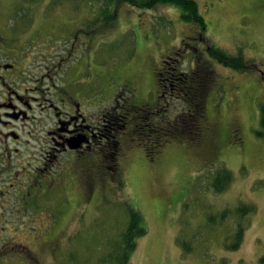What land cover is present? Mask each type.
<instances>
[{
    "label": "rangeland",
    "instance_id": "obj_1",
    "mask_svg": "<svg viewBox=\"0 0 264 264\" xmlns=\"http://www.w3.org/2000/svg\"><path fill=\"white\" fill-rule=\"evenodd\" d=\"M51 1L0 0V53L10 52V61L20 57L24 71L38 75L73 48L60 75L83 89L92 120L111 110L118 96L119 104L156 105V71L186 37H202L191 44L204 58L212 45L242 55L258 69L240 72L211 62L216 82L205 102V136L199 144L171 140L150 159L135 142L128 145L121 138L118 174L107 173L93 192L80 188L74 172L68 202L55 194L58 204L42 212L35 234L42 242L40 264L97 258L107 250L105 242L127 225L131 210L139 212L147 233L137 240L127 264H259L264 255V138L256 131L264 105V72H258L264 71V0H194L204 32L168 4L144 9L123 0H59L52 6ZM194 51H183L181 70L194 67ZM165 104L170 117L183 109L176 99L167 98ZM219 168L228 169L233 180L215 193L210 180ZM241 203L256 212L242 220L241 247L228 251L223 242L238 220L234 214L221 220L220 214ZM11 234L0 226V240L27 241L24 233L19 240V234ZM0 264L17 263L6 259Z\"/></svg>",
    "mask_w": 264,
    "mask_h": 264
},
{
    "label": "flooded vegetation",
    "instance_id": "obj_2",
    "mask_svg": "<svg viewBox=\"0 0 264 264\" xmlns=\"http://www.w3.org/2000/svg\"><path fill=\"white\" fill-rule=\"evenodd\" d=\"M71 49L38 75L25 72L20 57L10 61V52L0 53V226L11 237L27 235V241L0 240V262L40 264L42 242L35 234L42 212L58 204L55 194L68 202L74 172L87 192L102 185L107 173L118 174L121 146L118 158L106 166L105 112L92 120L83 89L60 75Z\"/></svg>",
    "mask_w": 264,
    "mask_h": 264
},
{
    "label": "trees",
    "instance_id": "obj_3",
    "mask_svg": "<svg viewBox=\"0 0 264 264\" xmlns=\"http://www.w3.org/2000/svg\"><path fill=\"white\" fill-rule=\"evenodd\" d=\"M35 2V0H30ZM141 8H153L158 4H168L180 8V17L184 22L194 24L202 32L206 29L203 17L200 15L194 0H123ZM59 3L52 0L51 6ZM138 4V5H137ZM192 41H202V37H186L182 47L162 58L161 65L156 71L159 100L154 106L133 105L130 102L119 104V97L114 107L105 112L109 121L106 135V155L109 165L113 164L120 151V139L125 144L134 142L143 149L145 155L153 159L160 150L171 140H182L199 144L205 134V102L211 87L216 82V74L211 62L220 63L226 68L236 71H246L257 68L242 55H230L212 45L207 47V58L197 53ZM194 49V67L189 71L181 70V60L185 49ZM258 69V68H257ZM260 75L264 71H258ZM176 99L181 102L183 109L170 117L166 108V99ZM164 101V102H163ZM169 114V115H168ZM260 130L258 137L264 138V105H260ZM233 132H236L234 128ZM122 144V143H121ZM233 180L232 173L226 168H219L212 175L210 187L215 193L224 192ZM256 209L250 204H239L234 210L225 209L220 214L221 220L229 215H235V229L225 238L223 247L228 251L238 250L244 240L245 225L242 220L255 214ZM147 233L146 226L138 211L131 210L129 221L114 239L106 241L107 250L100 256H90L82 264H127L136 250L137 240ZM178 243L182 244V241ZM75 255H71V262ZM96 258V259H95ZM186 259L183 258V262ZM259 264H264V255L259 258Z\"/></svg>",
    "mask_w": 264,
    "mask_h": 264
}]
</instances>
